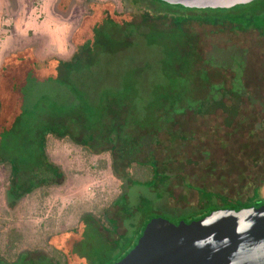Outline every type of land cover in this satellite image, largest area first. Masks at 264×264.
Listing matches in <instances>:
<instances>
[{
    "label": "rangeland",
    "instance_id": "obj_1",
    "mask_svg": "<svg viewBox=\"0 0 264 264\" xmlns=\"http://www.w3.org/2000/svg\"><path fill=\"white\" fill-rule=\"evenodd\" d=\"M134 1L140 7L157 13H165L170 8L151 0ZM126 2L0 0V67L9 51L24 50L22 48L32 43H37L39 56L58 54L71 58L75 46L70 39L78 28L88 30L100 24L103 17L114 18L120 23L140 20L141 11ZM237 12L245 13L246 16L240 21L243 24L248 20L252 22L254 18V29L233 30L230 26L237 27L236 24L209 26L190 20L181 27L192 36V44L197 52L195 65L182 63L181 69L186 68L183 69L182 77L190 76L191 79L199 74L194 69H202L208 74L209 83H220L221 88L228 90L233 84L237 85L235 74L238 76L240 83L237 87L242 95L233 124L225 126L224 115L220 110L206 117L194 115L189 110L183 114H170L168 118L171 120L167 122L161 119L164 128L152 135H157L159 142L152 143L149 148L141 144L133 154H137L134 159L142 161L152 157L160 176L167 175V180L159 178L154 186L145 187L134 185L130 178L126 181L121 178L129 172L137 179L150 178L152 175L149 166L138 165L131 159L132 155L125 156L123 149L118 150L122 147L121 142L111 144L93 141L90 149L85 148L79 143L86 130L84 123L80 121L73 124L64 119L62 126L46 134V151L52 164L48 165L41 158L32 169L22 168L14 179L15 184L18 183L23 189L32 181L44 184L42 187L9 205L7 196L11 171L8 164L0 163V264H10L21 253L24 259L13 264L107 263L117 253L110 248L113 247V240L119 234L133 230L132 225L139 226L141 223L143 214L140 208L149 205L152 212L148 211V215L163 216L173 222L204 204H220L217 197L211 201L201 197L197 188L215 193L223 189V180L227 184L231 183L238 176L239 169L243 172L244 169L248 170L245 176L260 173L259 167L254 171L247 168L245 159H240L244 153L232 148L235 141L233 138L227 139V136L237 132L239 141L250 139L254 157L264 156V26H260L264 22V0L249 2ZM187 13L195 16L202 12ZM104 23L109 24L107 21ZM156 23L167 28L171 20L168 16H162ZM97 31L101 36L109 32L110 28L108 26L105 30ZM148 32L149 28L143 38L131 36L132 41L127 44H120L115 39L109 42L111 50L108 54L99 51L96 57L99 63L94 67L104 66L105 75H111L114 70H120L121 73L139 64L138 75L142 77L137 79L142 82L143 96L137 102L142 115H152L155 110L150 108L149 92L153 91L155 81H160L152 76L159 73V67H179V60L168 52L166 39L152 40ZM84 34L81 31L80 36ZM151 34L155 35L156 32ZM78 40L82 41L80 38ZM233 62L240 63V70L236 69L238 66ZM50 66L42 73L46 77L61 72L56 62ZM96 80L101 84L117 82L114 76L110 80ZM38 84L31 81L26 85V103L36 100L46 103L48 97H57L68 100V105L76 104L72 96L73 83H63L53 78L48 82L39 81ZM189 84L192 89L188 90L186 98L197 101L207 97L204 88L200 89L195 81ZM55 85L61 87L58 90L61 97L54 95ZM39 89L43 93L37 94ZM206 89L209 90L208 86ZM219 95L209 99L218 98ZM221 96L224 104L230 106L231 95ZM31 119L33 121L25 126V130H31L39 122L35 115ZM150 131L149 128L139 129L140 133L136 132V135L142 137ZM72 139L78 141L77 144ZM19 141L22 143L21 138ZM19 150L23 151L21 148ZM4 156L0 150V158ZM230 159L236 162L230 165ZM51 168H56L59 174L55 175ZM229 168H237L231 176H227ZM247 189L241 188L239 183H232L231 186H225L223 195L245 202L252 196L251 190ZM259 194L264 198V186L260 188ZM122 195L125 197L122 198ZM143 200H147V203H143ZM110 219L116 222L117 233L103 228L112 230ZM105 243L111 245L106 246Z\"/></svg>",
    "mask_w": 264,
    "mask_h": 264
},
{
    "label": "trees",
    "instance_id": "obj_2",
    "mask_svg": "<svg viewBox=\"0 0 264 264\" xmlns=\"http://www.w3.org/2000/svg\"><path fill=\"white\" fill-rule=\"evenodd\" d=\"M126 1L127 5H130L135 10L138 9L141 11L140 20L120 23L114 18L103 17L99 21L101 22L100 24L89 27L88 30L78 28L70 39L75 46V51L71 58L60 57L58 54L44 57L39 56L37 54V43H32L22 48L24 50L16 49L9 51L4 57L0 67V150L5 156L4 158H0V163L8 164L11 171L10 187L7 196L9 205L16 203L44 185L36 184L32 181L28 187L23 189L18 183L15 184L14 179L22 168L32 169V166L37 165L41 158H44L45 162H47V164L49 163L48 165L52 164L47 156L46 134L49 132L52 133L55 131L56 127L62 126L64 119V121L73 124H78L80 121L84 123L86 130L85 133H83L82 140L79 142L83 147L90 149L91 142L93 141L98 143L107 141L111 144L121 142L122 147L118 148V150L123 149L124 151L122 152L125 156L132 155L131 159H134L137 155L133 154V152L137 150L141 144L149 148L152 143L159 142V140L156 139L157 135L154 136L155 138L152 135L157 134L164 128L161 119L166 122L171 120V118H168L170 114H183L184 111L190 110L194 115L206 117L220 110L224 115L225 126L230 127V125L233 124L232 122L238 115L237 112L242 95V91H239L237 87L240 83L238 76L235 74L237 85L233 84L231 89L228 90L221 88L220 83H209L207 78L208 74L202 69H194V71L199 74L191 77V79L190 76L189 78L182 77V72L185 71L183 69H186H181L182 63L189 62L195 65L197 52L192 44L194 43L192 41V36L181 27L182 24L190 20L208 24L209 26L216 24L222 25L225 23L236 24L237 27L230 26L233 30L242 28L254 29V18L252 22L250 20L246 21L245 24L240 22L242 17L246 15L244 12L238 13L237 11L245 4L228 10L221 8L191 9L187 7L171 6L168 5L167 2L160 0H151L159 4H166L170 7L165 10V13H157L148 8L144 9L140 7L134 0ZM188 11H199L202 13L190 16V14L187 13ZM206 11L208 13H206ZM162 16H168L170 18V27L162 28L156 23V20H159ZM104 21L109 22V24H105ZM108 26L110 31H106L104 35L100 36L97 30H105ZM260 26H264V22L260 24ZM147 28L150 30V32H148L149 38L158 41L166 39L168 43V52L173 54V58L179 60V67L175 66L174 69H172L173 66L159 67V73L152 76L154 79L158 78L160 81L158 83L155 81L153 91L149 92L150 108L155 109L152 115H142V112L140 113L141 106H139V102H137L143 96L142 82L137 79H141L142 77L138 75L139 64L121 73L120 70H114V74L111 73V75H105L106 69H103L104 66L97 69L94 68L99 63L96 58L97 53L102 51L104 54H108L111 50L109 42H113L115 39L120 44H127L130 40L132 41L130 38L131 36L143 38ZM258 30H260V28H258ZM81 31L85 33L84 36H80ZM152 32H156V36L152 35ZM79 38L82 40L81 42L78 40ZM236 58H238V56H236ZM91 59H93V61H90ZM83 60L85 61L83 62ZM54 62L58 64L57 68L61 69V72L57 75L48 74L50 77H46L47 75L42 73L47 67L51 68L50 65L54 64ZM86 62L88 63L87 65H85ZM233 64L238 66L236 68L237 70H240L239 62H233ZM219 66L221 65L219 64ZM130 72H132V74ZM113 76L117 79L115 84H101L96 80H110ZM53 78L59 79L63 83H73L72 96H74L73 100L76 104L68 105V100H61V98L57 97H48L49 101L46 103L41 100H36L32 103L25 102V88L29 82L33 81L39 85V81L48 82L49 79L53 80ZM194 81L196 82L195 85L199 86L200 89L204 88V91H206L205 93L208 94L207 97L197 101L186 98L188 90L191 91L192 89L191 85H188V82L193 83ZM207 86L209 90L206 89ZM53 89L54 95L60 96L58 90L60 91L61 87L55 85ZM196 90L198 91V89ZM38 92L37 94L43 93L40 89ZM217 94H220L218 98L209 99ZM221 95H231L232 100L230 106L224 104L221 100L223 97ZM156 113L159 115L157 116ZM34 115L35 118L39 119V122H37L35 126L37 131L35 127L31 130H25V126L33 121L31 118ZM6 117L7 119L5 120ZM145 128H149L151 131L145 136L138 137L136 132H139V129ZM258 128L259 124L257 130H259ZM154 130L156 131L152 133ZM231 134L232 135L227 136V139H234L235 144L231 145L232 148H237L238 151L244 153L243 158L240 159H245L247 168L253 171L259 167L260 173L254 174L255 176H251L250 174L252 173L246 174L245 176L244 173L248 170L244 169L245 171L243 172V170L239 169L238 176H235V179L229 184L223 180V189L215 193L197 188L196 190L201 197L207 198L209 201L217 197L220 200V204L216 202L204 204L199 207L198 210L193 212L189 211L184 214L185 217H180L172 223L177 224L181 220L191 221L198 219L215 210L236 211L249 205L258 206L264 204V198L259 194L260 188L264 186V156L262 158L254 157V152H251L254 149L250 148L253 143L250 142V139L239 141L236 138L238 136L237 132ZM20 138L22 139V143L19 141ZM73 142L77 144L78 141L75 142V140H73ZM19 148L23 149L24 152L21 150L18 151ZM111 148L113 149L114 146L112 145ZM134 162L138 165L149 166L151 168V177L137 179L133 178L132 173L129 172L126 177L121 176L123 181L130 178L134 185L152 187L157 183L159 178L167 180V175L160 176L156 162L152 157L145 161L134 159ZM235 162L236 161L233 159H230V165ZM132 164L133 162L129 165V169L132 167ZM51 169L55 175L59 174L56 168ZM236 169L229 168V175L227 176H231ZM232 183H234V185L239 183L241 188L250 189L252 196L245 202L224 196L223 191L225 186H231ZM188 185L191 187L190 183H188ZM124 197L125 196L122 195V198ZM118 201L119 200H116V202ZM143 201V203H147V200ZM146 207L139 209L143 214L139 226L132 225L131 229L133 230H130L129 233L119 234L118 238L113 240V247L110 246L111 244L105 243L106 246L109 245L110 248H112L113 251H117V253L104 264H114L135 246L146 222L152 217H156L151 214L148 215V211H151V206L148 205ZM110 223L113 225L112 230L105 227L103 228L109 232L117 233L116 222L110 219ZM23 259L24 254L21 253L17 256L15 261L11 263L13 264ZM57 264L60 263L57 262Z\"/></svg>",
    "mask_w": 264,
    "mask_h": 264
},
{
    "label": "water",
    "instance_id": "obj_3",
    "mask_svg": "<svg viewBox=\"0 0 264 264\" xmlns=\"http://www.w3.org/2000/svg\"><path fill=\"white\" fill-rule=\"evenodd\" d=\"M191 9H232L255 0H160ZM114 264H264V204L215 210L174 224L148 220L135 246Z\"/></svg>",
    "mask_w": 264,
    "mask_h": 264
}]
</instances>
